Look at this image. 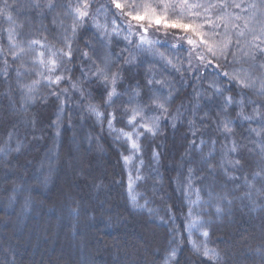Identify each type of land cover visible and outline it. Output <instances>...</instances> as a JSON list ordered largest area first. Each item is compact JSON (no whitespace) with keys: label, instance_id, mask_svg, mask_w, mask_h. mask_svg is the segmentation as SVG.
<instances>
[{"label":"trees","instance_id":"obj_1","mask_svg":"<svg viewBox=\"0 0 264 264\" xmlns=\"http://www.w3.org/2000/svg\"><path fill=\"white\" fill-rule=\"evenodd\" d=\"M88 2L92 5L93 18L78 31L73 49L85 51L84 45L88 43L94 49L89 55L95 65L105 61L113 71L125 69L122 88L118 90L133 92L140 85L143 95L148 91L144 87L147 78L161 81L151 87L165 96L171 93L168 115L161 119L158 135H149L147 140L141 138L142 151L131 155L134 160L125 163L123 156L131 154V142L124 138L117 140L116 133L109 132L106 119L98 120L87 111L88 99H82L79 90L69 86V74L65 73L58 87L68 92L57 135L55 118L61 101L48 96L49 89L43 87L47 81H42L37 93L47 97V102L30 101L27 111L21 107L15 71L29 72L31 78L25 77L28 82L40 78L32 75L34 70L27 65L11 63V56L7 54L8 23L0 15V52L10 62V79L0 78V264H164L165 250L169 247L177 250L178 264H202V261L215 264L204 260L194 250V245L205 242L209 249L219 253V264H264V172L255 175L261 158L253 143L264 137H256L249 131L259 127V119H241L238 113L242 109L236 103L221 110L223 99L212 97L208 89L210 81L219 83L220 79L211 67H201L199 76L177 70L188 68L190 59L193 67L201 63L194 58L195 53L188 51L190 46L182 39L185 33L180 28L166 27L164 21L159 26L155 22L149 26L147 20H130L111 5V0ZM135 2L143 12L144 5L151 9L163 0ZM198 2L246 6L259 4L260 0ZM12 3L15 11H10L16 23L27 25L22 29L23 37L18 35L17 40L39 38L45 41L46 38L55 49L62 47L58 42L61 29L53 24L52 14L32 11L29 7L32 0H12ZM155 12L167 17L169 23L180 19L170 11L156 8ZM211 12L213 20L221 25V31L225 26L230 31H239V28H232V24L242 28L247 22L248 29L254 28L258 34L264 26V10L248 7L242 12L240 8L226 7ZM254 12L256 19H246ZM220 13L224 18L217 20ZM237 15L241 18L236 19ZM64 23L67 25L70 21ZM97 23L106 25L111 35L107 46H102L97 39L101 34L95 26ZM129 23L134 33L141 25L148 27L144 39L150 44L143 48L152 51L137 53L134 48L129 53L126 50L124 36ZM248 29H245L246 38L251 41ZM138 36L136 33L131 38L136 40ZM35 48L36 51L26 57L28 64L33 57L41 59L42 49L39 45ZM43 58H50L47 52ZM74 58L75 62L66 67L71 69L74 81L80 82L79 87L91 93L92 102H97L100 88L90 71L94 65L78 58L75 51ZM168 60L172 63H167ZM256 63L264 65V58ZM241 66L249 67L237 65ZM260 73H264V67L256 74ZM220 86L222 90L231 88L224 95L235 101L243 99V112L252 113L248 100L258 101L259 98L251 90L228 83ZM242 92H247V97H242ZM123 99L128 101L129 96ZM135 107L133 101L123 108L117 105L107 111L101 105L100 110L107 117L108 112L127 109L131 113ZM178 109L179 116L173 120ZM121 119L124 123L114 122V127L133 131L131 126H125L127 117H117V121ZM218 120L231 121L232 133L227 141L217 131ZM201 138L206 142L204 157L211 150L207 142L217 141L215 158L210 165L201 162L199 148L192 151V141L195 139L199 144ZM233 140L240 147L229 156L227 148ZM6 147L9 148L7 152L4 151ZM153 152L159 153L158 161L153 160ZM236 157H241L239 165H235ZM228 165L231 166L225 172ZM189 167L194 170L191 187L186 175ZM132 174L133 181L137 182L136 190L142 192L140 205L131 199ZM209 193L213 195L210 197ZM190 219L205 225L192 230V242L187 233ZM203 232L209 235L204 237Z\"/></svg>","mask_w":264,"mask_h":264},{"label":"snow or ice","instance_id":"obj_2","mask_svg":"<svg viewBox=\"0 0 264 264\" xmlns=\"http://www.w3.org/2000/svg\"><path fill=\"white\" fill-rule=\"evenodd\" d=\"M111 5L115 9L120 10L122 15L129 17L130 20H147L149 26L154 22L160 24L164 21L166 27L180 28L185 33L182 39L190 46L188 51L190 53H195L194 58L201 63L193 67L190 59L188 61V68H180L177 70L191 72L194 76H199L201 67L204 69L211 67L213 69V74L220 79L219 83L217 81H210L208 89L211 90L212 97L223 99L224 103L221 106V110H226L234 103L239 104L242 110L238 115L241 119L247 121L259 119L260 121L258 128L249 129L250 134H254L256 137H264V73H260L259 75L256 74L259 68L264 67V65H258L256 63L258 59L264 58V26L260 28L258 34L254 28L248 29L247 22L242 28L239 25L232 24V28H239V31H230L227 26L221 31V25L213 20L211 12L212 9L220 10L226 7L240 8L242 12L246 11L248 7L264 10V0H260L259 4L252 3L246 6H242L239 3L234 5L211 2L204 3L198 2V0H192V2H190V0H179V2L163 0V3L154 5L151 9L148 5H144L143 12L139 10L140 6H138L135 0H127V2H124V0H111ZM29 7L34 12L53 15V24L59 25L61 29V37L58 38V42L61 43L62 47L60 49H55L46 42V38L45 41H41L39 38L17 40L18 35L23 37L22 29L27 25L23 23L17 24L14 20L11 14V11H15L12 0H2V3H0V15H3L8 23L7 54L11 56V63L20 62L22 67L27 65L29 69L34 70L32 75L40 78L31 79V82H28L25 77L31 78L29 72L19 69L15 71L16 88L21 96L22 109L27 111V104L36 99L47 102V97L37 95L42 81H47L46 84H43V87L49 89L48 96H55L57 100L61 101V108L57 112L55 118V127L57 128V135H59L58 130L62 123L61 113L64 111V99L67 98L68 90L64 89L61 91L58 86L61 81L65 79V73H68L69 75L67 78L69 86L73 90H79L82 99H88L87 111L94 114L98 120L106 119L109 132L116 133L115 138L117 140L124 138L131 142V154L123 156L125 163H127L131 159V155L142 151L141 138L147 140L149 135L152 137L158 135L160 131V121L168 115L171 93L165 96L159 89L151 87L153 84L162 83L152 77L147 78L144 87H146L148 91L143 95H141L140 85H137L133 92H129L127 89L118 90V87L122 88L125 69L120 68L113 71L112 67L105 61H101L99 65H95V61H93L92 57L89 55V52L94 51V49H92L91 45L88 43L84 45L85 51H80L78 48L75 50L73 49V41L76 39L78 31L84 27L89 19L93 18V13L90 12L92 5L88 0H78V2H73V0H32ZM156 8L162 9L165 12L170 11L173 16H178L180 19L169 23L167 22V17H161L155 12ZM108 10L111 11V8ZM112 15L115 16L116 13H112ZM223 18V13L217 15V20ZM235 18L240 19L241 17L237 15ZM246 19H256L255 12L251 17ZM65 20L70 21V23L65 25ZM112 23L115 24L116 21L113 20ZM95 26L101 33L97 37L98 41L102 46H107V42L111 40V35L107 33V26H102L98 23ZM132 28L133 26L130 23L125 27L124 39L127 41L125 46L126 50L129 51V53H132L134 48L137 49V53L152 51L151 48H143V45L150 44L149 41L144 39L148 34V27L136 29V33L139 34L136 40L131 38L136 35ZM245 29H248V32L251 33V41L247 40ZM115 34L119 35V33ZM36 45H39L40 49H42L40 52L41 59L37 60L33 57L32 63L28 64L26 57L36 51ZM173 47H176V45H173ZM179 48L181 51H184L182 45H179ZM74 51L77 53L78 58L87 60L94 65L90 71L95 78L94 82H96L100 88L97 102H92L91 93H86L79 87L80 82L74 81L71 75V69L66 67L67 64L75 62ZM45 52L48 53L50 58H43L45 57ZM160 55L164 58L163 53ZM0 62L3 63V70L0 71V78L7 81L10 79V62L3 52H0ZM126 62L130 63L131 61ZM167 63L171 64L172 61L168 60ZM238 64H247L249 67L248 69L242 66L238 68ZM173 67H175V65H173ZM57 69H60V71H57ZM81 75H84L83 71ZM223 83L238 85L242 90L249 89L259 98L258 101L248 100V103L252 105L251 114H245L243 112V107L245 106L243 99L241 101H235L233 97L224 95L225 92L231 91V88L222 90L220 85ZM52 85H57V87L52 88ZM241 95L242 97H247L248 93L242 92ZM124 96H129V100L124 101ZM133 101H135L136 107L131 113H129L127 109L123 111L114 110L108 112L107 117H104L103 112L100 110L101 105H103L104 110L107 111L108 109H115L117 105L123 108L126 103H132ZM118 116L127 117L125 126H131L133 131L126 132L123 128L116 129L114 127V122L124 123L123 119L117 121ZM178 116L179 109L177 110V116L172 117V119L175 120ZM173 126L175 127V125ZM217 131H220L224 136V140L227 141L229 139V134L232 133L231 121L218 120ZM192 135H196L195 131H192ZM133 136H135L136 139H133ZM10 139L11 136H9V140ZM216 143L217 141L215 140L207 142L208 145H211V150L208 156L204 157L203 147L206 146V142L201 138L199 144H197L194 139L192 141V151L199 148L202 157L201 162L205 165H210L215 158L213 153ZM253 143L258 147L259 151L257 155L261 158L257 165L258 171L255 173V175L258 176L264 172V138L257 139L253 141ZM239 147L240 145L233 140L231 147L227 148V154L231 156ZM8 150V147L4 149L5 152ZM158 157L159 153L153 152V160L158 161ZM140 163L143 164L142 159ZM240 163L241 157H236L235 165H239ZM230 166L231 165L225 166V172H227ZM186 175L188 185L191 187L192 180L194 179V170L189 167ZM137 178H140L139 175ZM183 183L184 182L181 181L182 186ZM212 195V193H209L210 197ZM204 226L203 224H199L195 219H190L187 225L189 232L193 229L198 230L200 227ZM202 235L207 237L209 234L203 232ZM173 243H175V240H173ZM193 247L198 255L203 256L204 260L214 261L215 264H219V253L214 249H209L206 242L198 246L194 245ZM165 251L167 255L164 257V264H173V261H176V264H178L177 250L169 247ZM202 264H204V261H202Z\"/></svg>","mask_w":264,"mask_h":264},{"label":"rangeland","instance_id":"obj_3","mask_svg":"<svg viewBox=\"0 0 264 264\" xmlns=\"http://www.w3.org/2000/svg\"><path fill=\"white\" fill-rule=\"evenodd\" d=\"M141 22H143L144 20H140ZM162 23V22H161ZM160 24H157L156 25H161ZM142 27H145L144 25H141ZM132 160H134V158H131ZM133 164V162H132ZM132 173V170H130V174ZM132 182L130 183V192H131V196H132V201H134L135 203L139 204L140 205V199L142 197V192L136 190L137 189V182L136 181H133V174L131 175V179H130ZM149 202V201H148ZM144 204H147V203H144ZM145 206H141V208H144ZM187 233H188V237H189V240L192 242L193 240V235H192V231L189 232L188 230V227H187Z\"/></svg>","mask_w":264,"mask_h":264}]
</instances>
